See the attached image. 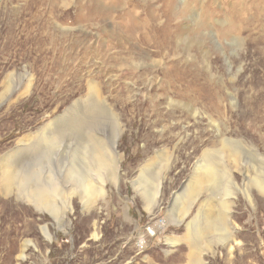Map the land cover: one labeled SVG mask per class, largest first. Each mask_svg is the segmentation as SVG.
<instances>
[{
  "label": "rangeland",
  "instance_id": "1",
  "mask_svg": "<svg viewBox=\"0 0 264 264\" xmlns=\"http://www.w3.org/2000/svg\"><path fill=\"white\" fill-rule=\"evenodd\" d=\"M133 1L0 0V264H264V0Z\"/></svg>",
  "mask_w": 264,
  "mask_h": 264
},
{
  "label": "bare ground",
  "instance_id": "2",
  "mask_svg": "<svg viewBox=\"0 0 264 264\" xmlns=\"http://www.w3.org/2000/svg\"><path fill=\"white\" fill-rule=\"evenodd\" d=\"M99 1V0H98ZM123 1H128L126 4H127V7H129V6H132L133 8H135V7H140V5L139 4H137L135 1H133V0H107V2L112 6V4L114 5V7L115 6H120L121 4H123ZM145 1V0H144ZM188 1V0H187ZM200 1H202V0H191L190 1V7H188V8H185V9H181L182 11H179V13H184V18L183 19H185V18H187V15L189 16V13H190V11L192 10L193 12H194V10H195V7H196V5H198V6H200ZM205 1V0H204ZM216 1V0H215ZM215 1H213V2H215ZM240 0H229V2L231 3V11H232V13L235 15V13L237 12V8H238V5H239V2ZM259 1L260 0H252L250 3H249V5H248V8H244V10L241 12V14H239V18H245V16H246V14H247V12H248V10L249 9H253V8H255V7H257L258 5H259ZM102 2V1H101ZM169 2V1H168ZM103 3V2H102ZM104 3H105V1H104ZM212 3V2H211ZM216 3H218L217 1H216ZM215 3V4H216ZM185 4V3H184ZM187 4V3H186ZM214 3H213V5H215ZM107 5V4H106ZM145 5H146V2H145ZM210 5L211 4H209L208 6H205V7H207L205 10L207 11H205V13H208L209 11H210ZM104 6V5H103ZM124 6H126V5H124ZM106 7V6H105ZM127 7H125V12L119 17V20H123L125 17L124 16H126V14H132V12H134V13H138L137 12V10H139V9H132V12H131V10L130 9H128L127 10ZM174 7V6H173ZM181 8L183 7V6H180ZM179 7V8H180ZM202 7V6H201ZM144 8V7H143ZM178 8V9H179ZM213 8V7H212ZM174 9V8H173ZM177 9V8H176ZM197 9V8H196ZM166 10V9H165ZM245 10H247L246 12H245ZM176 11V10H175ZM178 11V10H177ZM211 12V11H210ZM178 13V12H177ZM152 14V16H153V18H154V14L153 13H151ZM194 14V13H193ZM176 15V14H175ZM206 15V14H205ZM241 15V16H240ZM141 16V15H140ZM152 16H150V18H152ZM171 16V15H170ZM218 16V15H217ZM130 18H131V16H130ZM194 18V17H193ZM215 19H217V18H215ZM132 20H138V21H141L140 20V18L138 17L137 19L136 18H133ZM145 20V19H144ZM143 20V21H144ZM149 20V19H148ZM162 20V19H161ZM181 20V19H180ZM191 20V19H190ZM190 20H189V22H190ZM198 19H196V21H197ZM218 20V19H217ZM220 21V20H219ZM223 21V20H222ZM146 22V21H145ZM185 22V21H184ZM221 22V21H220ZM120 23H122V22H120ZM192 23V22H191ZM193 24V23H192ZM139 25V24H138ZM195 26V25H194ZM203 26V25H202ZM233 26H234V23L232 24H230L229 25V29H228V33H230V31H231V29L233 28ZM186 29V28H185ZM186 38V37H185ZM131 56V55H130ZM137 62V61H136ZM94 89V88H93ZM94 96V95H93ZM94 101V100H93ZM95 101H96V103L98 104L99 102H98V100H97V98H95ZM91 103V102H90ZM89 103V104H90ZM92 105V104H91ZM103 106V105H102ZM101 107V106H100ZM90 108H92V106L91 107H89V109ZM93 109H94V107H93ZM92 109V110H93ZM95 112V111H94ZM96 113V112H95ZM102 113V112H101ZM98 115V114H97ZM108 115V114H107ZM93 116V115H92ZM109 116V115H108ZM94 118V117H93ZM96 118V117H95ZM103 118H104V115H103ZM110 118V117H109ZM107 119V118H106ZM110 119H112V118H110ZM94 122H96V120L94 121ZM49 145V144H48ZM106 158V157H105ZM104 158V159H105ZM106 161V160H105ZM216 162V161H215ZM214 163H213V161H210L209 159L207 160V162L205 163V166H203L204 168H203V170L201 171V173L197 176V181L195 182V185H194V187H193V190H192V193H191V195L192 194H196L197 193V190H199V188H200V185L201 184H203V183H206V182H211V183H214V182H216V183H214V184H217V182H218V175H217V173L215 172V166L213 165ZM202 168V167H201ZM13 173V172H12ZM14 178H15V176L13 175V174H7L6 176H5V178H4V185L6 186V188H9L10 186H11V183L13 182V180H14ZM220 180V179H219ZM223 181V179L221 180V182ZM220 182V183H221ZM91 183V182H90ZM89 184V183H88ZM92 184V183H91ZM203 187V186H202ZM95 192H96V190H95V186L93 187V186H91V185H88V196H89V198L90 199H92L93 197H94V195H95ZM212 221V220H211ZM213 222V221H212ZM223 222V221H222ZM214 223V222H213ZM220 223H221V221H220ZM213 225V224H212ZM219 226V225H218ZM213 228H214V226H213ZM222 228V227H221ZM202 230V229H201ZM200 231V230H199ZM217 231H219V230H217ZM216 231V232H217ZM200 234V233H199ZM203 236H204V234H203ZM218 236H219V234H218ZM200 241V240H199ZM191 243H193V242H191ZM199 244V243H198Z\"/></svg>",
  "mask_w": 264,
  "mask_h": 264
}]
</instances>
